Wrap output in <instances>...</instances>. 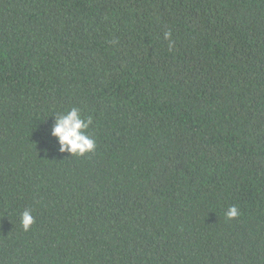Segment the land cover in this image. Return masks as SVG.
Masks as SVG:
<instances>
[{"label": "trees", "instance_id": "16d2710c", "mask_svg": "<svg viewBox=\"0 0 264 264\" xmlns=\"http://www.w3.org/2000/svg\"><path fill=\"white\" fill-rule=\"evenodd\" d=\"M0 264H264V0H0Z\"/></svg>", "mask_w": 264, "mask_h": 264}, {"label": "clouds", "instance_id": "9594fccd", "mask_svg": "<svg viewBox=\"0 0 264 264\" xmlns=\"http://www.w3.org/2000/svg\"><path fill=\"white\" fill-rule=\"evenodd\" d=\"M165 39L169 40V47L174 44L171 41V32H166ZM92 124L90 117L83 118L78 108H71L65 114L55 117V124L51 129L52 137L56 138L61 153H69L71 156H85L95 151V141L87 134V129ZM226 218L231 220L238 217L236 206H230L225 213ZM31 210H25L21 215V226L28 231L34 224Z\"/></svg>", "mask_w": 264, "mask_h": 264}]
</instances>
